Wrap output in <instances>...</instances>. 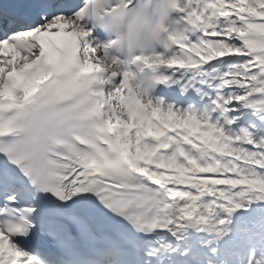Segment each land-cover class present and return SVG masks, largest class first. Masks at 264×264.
Returning <instances> with one entry per match:
<instances>
[{"label": "snow or ice", "instance_id": "6c2138e0", "mask_svg": "<svg viewBox=\"0 0 264 264\" xmlns=\"http://www.w3.org/2000/svg\"><path fill=\"white\" fill-rule=\"evenodd\" d=\"M0 157V264L73 228L99 264H191L189 228L264 202V0H0ZM21 178L59 203L17 207Z\"/></svg>", "mask_w": 264, "mask_h": 264}, {"label": "bare ground", "instance_id": "6f19581e", "mask_svg": "<svg viewBox=\"0 0 264 264\" xmlns=\"http://www.w3.org/2000/svg\"><path fill=\"white\" fill-rule=\"evenodd\" d=\"M9 51H12V50H9ZM182 174V173H181ZM195 233H197L198 234V232H195Z\"/></svg>", "mask_w": 264, "mask_h": 264}]
</instances>
